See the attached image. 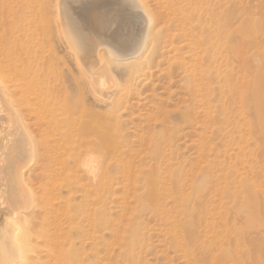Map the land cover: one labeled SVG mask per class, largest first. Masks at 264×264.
I'll list each match as a JSON object with an SVG mask.
<instances>
[{
  "label": "rangeland",
  "instance_id": "rangeland-1",
  "mask_svg": "<svg viewBox=\"0 0 264 264\" xmlns=\"http://www.w3.org/2000/svg\"><path fill=\"white\" fill-rule=\"evenodd\" d=\"M62 1L0 0V35L57 72L58 107L72 106L75 133L112 134L105 148L93 134L76 138L80 158H96L110 181L98 194L79 163L72 175L34 179L38 253L70 250L72 264H264L254 94L264 95V0H144L154 24L147 57L131 65L117 58L143 36L135 0ZM119 35L122 51L106 43ZM79 40L100 43L94 65L79 66Z\"/></svg>",
  "mask_w": 264,
  "mask_h": 264
},
{
  "label": "bare ground",
  "instance_id": "bare-ground-1",
  "mask_svg": "<svg viewBox=\"0 0 264 264\" xmlns=\"http://www.w3.org/2000/svg\"><path fill=\"white\" fill-rule=\"evenodd\" d=\"M173 5L176 6L174 2ZM90 10L92 14L97 13L95 7ZM132 11L143 17L144 31L141 38L132 36L129 41H126L125 46H122L129 53L121 54V57L117 59L120 63L122 61L129 65L138 60L141 61L140 58L147 57L145 49L154 24V14H151L144 0H135ZM120 38L119 35L117 41L108 40L106 43L122 51L121 45L117 44L121 42ZM0 39V264H57L60 259L72 264L70 250L66 253L60 250L58 254H53V257L49 255V258L43 253H38L40 240L44 238V229L39 220L42 212L37 210L39 212L37 214L35 210L38 197L32 183L36 178H54L59 173L61 175V173L68 172L72 175L73 166L79 163L86 170L92 184L96 185L93 189L98 194L102 193L103 186L110 181V177L106 171L101 170V164L95 167L96 158L90 156L85 158L84 155L82 159L80 158V151L77 150L81 144L77 143L76 138L80 133L88 136L93 134L98 142L96 145L98 144L99 148L102 146L105 148L112 134L103 130H97L95 134L94 129L89 128L86 132L81 130L75 133L72 128L74 120L72 106L66 105L63 111H60L58 107L57 98L63 90L59 87L57 72L54 69H47L43 72L41 64L29 60L27 55L20 50V45L13 44L10 36L6 38L0 35ZM80 43L82 49L80 60H77L79 66L93 64L96 60V49L100 43L91 44V50H87L83 42L80 41ZM16 47L17 49L14 50ZM9 50L12 52L9 53ZM261 69L262 67L257 68V70ZM139 72V69L132 71V79L136 80L137 77L140 79ZM88 76L94 81L93 72ZM259 85V80L254 82L256 89ZM237 94L241 96L240 90L234 95ZM254 94H256L258 104V109H256L259 118L264 120V95L259 92ZM82 145L85 146L84 152L88 154L92 145L85 143ZM96 145L93 146L98 148ZM39 209L42 211L43 207ZM31 217L35 220L33 227H31ZM55 239L54 241L59 244V241ZM36 253L38 254L34 256Z\"/></svg>",
  "mask_w": 264,
  "mask_h": 264
}]
</instances>
